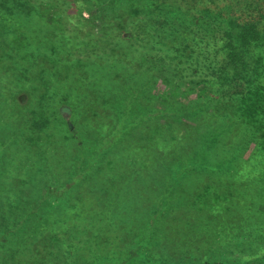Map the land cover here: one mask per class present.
Here are the masks:
<instances>
[{
  "label": "trees",
  "instance_id": "16d2710c",
  "mask_svg": "<svg viewBox=\"0 0 264 264\" xmlns=\"http://www.w3.org/2000/svg\"><path fill=\"white\" fill-rule=\"evenodd\" d=\"M141 1L146 8L130 13L116 0H0V46L11 35L6 21L13 22V30L24 32L18 19L25 17L28 25L31 21L43 29L53 50L56 46L69 49L78 66L93 64L97 72L107 67L116 78L130 72L136 77L129 82L152 79L171 86L195 84L207 93L196 96L186 111L172 107L163 119L156 114L151 118L156 127L142 124L138 135L122 123L115 127L116 120L109 118L105 122L109 142L96 138L92 144L96 149L82 141L74 147L76 151L66 152L46 141V155L29 165L20 159L25 139L5 135L0 141V264H96L91 260L94 250L103 253L107 247H113L110 253L122 260L129 253L116 248L130 235L125 227L75 212L94 198L103 203L99 196L109 197L102 191L105 184L133 189L137 200L146 199L152 196L153 186L185 185L186 173L191 172L198 174L193 184L205 189L218 179L221 157L234 148L233 141L256 148L262 140L264 0ZM170 9L177 12L174 18L165 14ZM98 11L100 23L86 30ZM58 38L60 42L53 43ZM32 49L25 45L22 55L44 57ZM0 53L11 57L4 50ZM45 55L50 56L45 63L59 60L53 51ZM8 67L3 65L1 72L8 75L13 71H5ZM5 89L11 91L8 79L0 76V129L13 124L15 130L24 131L21 125H28L35 113L23 111ZM138 90L139 95L143 89ZM114 103L110 101L113 108ZM105 110L112 117V111ZM98 143L108 144L101 148ZM177 180L181 184L176 185ZM207 189L203 196L211 194V188ZM60 195L64 199L58 208L44 205V200ZM192 195L179 193L161 213L144 203L145 209L151 206L145 211L154 210L144 217L153 221L159 214L187 218V211L196 210L190 202L197 194Z\"/></svg>",
  "mask_w": 264,
  "mask_h": 264
},
{
  "label": "rangeland",
  "instance_id": "374dc122",
  "mask_svg": "<svg viewBox=\"0 0 264 264\" xmlns=\"http://www.w3.org/2000/svg\"><path fill=\"white\" fill-rule=\"evenodd\" d=\"M116 1L130 13L146 8L145 1L141 0ZM165 14L168 18H174L177 12L170 9ZM100 15L98 11L94 22L84 28L89 31L91 26H98L102 18ZM86 17L90 15L86 13ZM10 19L12 17L8 16V20ZM18 21L24 32L20 29L13 30V22L6 21L11 35L1 43L4 45L0 46V51L8 52L11 57L1 56L0 53V76L8 79L11 91L5 90L10 92L11 99L22 110L33 111L35 116L31 117L28 125L22 123L21 129L24 131L15 130L13 124L5 127L6 129H0V141L9 134L13 135L14 139L23 137L25 140L20 154L23 164L29 165L30 161L45 156L46 141L64 148L66 152L76 151L74 147L82 141L91 149H96L95 145H92L96 138L109 142V128L105 123L111 120L109 118L116 120L115 127L117 123H122L124 129L134 130L138 135L143 132V128L139 127L142 124L156 127V123L151 119L156 117V114H161L159 118L163 119L172 107L186 111V108L195 104L193 99L196 96L203 97L207 94L202 86L195 84L171 86L162 80L152 79L141 83L135 80L129 82V78L136 77L130 72H127L125 77L116 78L115 73L107 67L97 72L93 70V64L78 66L73 61L69 49L64 50L62 46L52 49L39 25H31V21L28 25L25 17L19 18ZM58 42L60 38L53 43ZM25 45L27 48L31 45L32 51L35 47L36 52H40L44 57L37 60L29 56L30 53L23 56L21 51ZM44 50L48 52L43 53L46 52ZM49 51H53V55H58L59 59L51 63L52 65L50 62L45 63V60L50 58L45 55L49 54ZM3 65L9 66L5 71H13H9L8 75L1 72ZM12 84H15V87H11ZM139 88L143 90L138 95ZM135 96L139 97L137 100L139 99L142 105L135 100ZM110 101H115L114 108L111 107ZM105 109L112 111V117L106 114ZM233 142L234 148L223 153L221 157V169L216 171L218 179L206 185L211 188L210 195L203 196L208 189L193 184L198 174L193 175L191 172L186 173L189 178L185 185L174 189L153 186V189H150L152 196L146 199L137 200L133 189L130 188L123 190L124 188L111 184L101 187L102 191L109 194L107 199L99 196L105 204L94 198L83 204L86 208L75 212L84 214L88 219L102 221L106 218L110 222L123 225L125 232L127 230L130 235L125 237L126 242L121 241L116 250L125 251V254L127 251L129 255L118 260L117 255L110 253L113 247H107L103 248V253L94 250L92 262L204 264L220 261L226 264H264V134L256 148L247 142ZM105 144L99 145L104 148ZM139 151L144 152V149L139 148ZM65 155L63 153L62 157ZM228 176H231V180ZM15 180L11 182L14 188ZM179 184L181 182L177 180L176 185ZM11 185L9 184L10 187ZM121 191H125V194L122 195ZM129 191L132 194H127ZM179 193L187 196L197 194V199L190 202L191 207L196 205V210L187 211V218L174 214L171 217H162L159 214L158 219L153 221L154 218L144 217L154 210L159 211L158 213L164 211L167 201H174ZM63 199L62 195L52 196L44 200V205L58 208ZM144 203L154 205L146 208L151 207L154 210L145 211Z\"/></svg>",
  "mask_w": 264,
  "mask_h": 264
}]
</instances>
